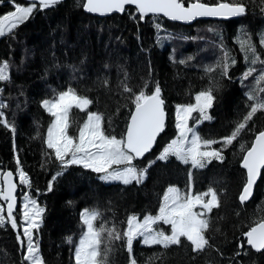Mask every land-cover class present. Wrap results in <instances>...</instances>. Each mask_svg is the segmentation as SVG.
Masks as SVG:
<instances>
[{
    "label": "trees",
    "instance_id": "16d2710c",
    "mask_svg": "<svg viewBox=\"0 0 264 264\" xmlns=\"http://www.w3.org/2000/svg\"><path fill=\"white\" fill-rule=\"evenodd\" d=\"M84 2L65 0L52 8L34 11L11 33L0 36V62H8L10 74L9 81H0V103L6 105L0 108V120H7L15 128L13 132L0 123V171L11 169L18 175L19 196L18 210L13 214L17 227L10 222L0 226V264H30L24 259L27 221L21 205L26 195L44 209L39 229L33 230L44 264H73L75 243L84 228L83 208H95L101 213L97 225L103 221L123 233L128 216L157 215L170 186H178L186 194L210 188L216 191L220 207L209 214L210 228L205 233L211 247L194 252L189 243L183 242L165 250L160 245H144L138 238L133 242L137 264H264V250L255 251L244 235L264 217V171L253 198L243 204L239 200L246 174L242 167L245 152L240 143L250 146L253 132L243 133L238 141L224 148L223 160L212 159L203 168L184 164L173 156L157 159L178 134L176 106L194 102L196 94L216 82L219 88L213 92L216 99L210 109L212 119L196 127L198 134L203 139L220 140L246 114V93L256 87L254 76L262 66L245 61L238 38H250L264 59V46L260 44L264 35V0H242L247 12L241 17L226 21L203 19L191 25L159 16L140 20L133 6L122 14L94 16L84 11ZM204 2L215 4L217 0ZM28 3L3 0L0 17L14 11L15 4ZM221 44L236 60L229 68L230 79L222 78L219 69L205 72L208 66L222 62ZM180 60L187 63L181 64ZM248 67H255L257 73L244 80ZM146 82L149 93L159 83L168 119L152 152L133 162L138 169H148L143 183L105 182L101 173L80 164L63 168L54 150L47 147L53 117L41 102L73 88L93 101L88 111L103 115L105 134L120 138L134 109L132 94L123 86L127 84L138 93ZM259 87L264 88V82ZM68 120L70 134L77 136L86 112L74 107ZM249 127H254L255 132L264 129V113L258 112ZM150 161L155 163L148 167ZM20 169L28 174L30 187L20 183ZM105 247L111 249L107 264H128L123 241L109 244L105 240L102 250ZM161 252L159 258L154 255Z\"/></svg>",
    "mask_w": 264,
    "mask_h": 264
},
{
    "label": "snow or ice",
    "instance_id": "6c2138e0",
    "mask_svg": "<svg viewBox=\"0 0 264 264\" xmlns=\"http://www.w3.org/2000/svg\"><path fill=\"white\" fill-rule=\"evenodd\" d=\"M3 0H0L2 3ZM61 0H29L27 6L15 4V10L0 17V36L11 33L19 24L28 20L34 11L49 9L59 4ZM39 5V7H38ZM134 5L139 14V19L143 20L149 14L153 16L163 15L173 21L190 22L198 17H218L231 18L245 15L247 5L236 0H217L215 4L204 2V0H85L83 7L90 13L101 15L111 13H124L126 6ZM7 22V23H5ZM159 29V25H156ZM241 51L244 59L250 65L259 63L262 67L258 75L255 67H248L243 74V79L247 80L254 76L256 87L246 93L249 101L248 111L236 122L233 130L220 140L203 139L196 131L195 125L206 120H211L209 109L212 108L216 97L214 90H218L219 83L216 82L209 88L199 92L195 96V103L176 106V128L178 135L175 139L164 147L157 157L159 160H167L170 156L184 164H191L196 168H203L212 159L223 160L224 148L231 146L234 141L245 132H253L254 139L250 146L240 143L241 151L245 152L242 157V167L246 170L245 183L239 196L241 204L248 201L253 192V187L257 179L264 170V129L255 132L254 127H249L253 118L258 112L264 113V88L259 87L264 82V59L257 52L256 45L250 38L239 39ZM260 44L264 46V35L260 38ZM222 62L218 61L214 66L205 68L206 73L215 72L219 69L222 78H229V68L236 63L228 50L224 49ZM251 57V58H249ZM189 60L191 57L188 58ZM179 63L185 64L186 60ZM9 64L7 61L0 62V81H9ZM107 84V81H104ZM148 83L138 92L124 84L123 90L132 94L134 112L130 117V123L126 132L117 138L115 135H107L103 129V115L97 112L87 111L93 103L87 97L79 96L76 90L68 88L66 91L58 93L53 99L43 100L42 106L54 117L48 129L46 140L47 147L54 150L55 159L60 161L63 168L70 165L80 164L84 168L91 169L97 173H104L101 179L105 181H120L125 185L134 181L137 184L143 183L147 176V167L137 168L133 163L136 159L149 152L157 136L164 130L166 113L164 109L165 101L162 98V90L158 82L155 83L152 91L146 92ZM3 89L0 88V93ZM259 92L260 94H255ZM6 105L0 103V108ZM75 107L86 112V120L79 128L78 137L68 135V116L71 109ZM196 113V116H193ZM3 113L0 112V117ZM193 121V126H189V121ZM6 127L15 132V128L9 125L7 120H0ZM213 144H221L220 148H212ZM17 163L19 159L17 158ZM155 163L150 161L148 167ZM116 166V167H114ZM60 173H57L59 175ZM20 183L31 186L28 174L19 170ZM13 172L8 171L3 180L7 183V189H0V196L7 204V216L5 209L0 205V226L10 222L13 228L17 227V221L13 216V207L16 204L14 195L16 185L13 183ZM55 179V177H53ZM51 190V184L49 185ZM205 197L210 199L205 200ZM31 205V207H30ZM25 211L23 217L28 226L24 229L27 236V248L25 260L30 264H44L39 245L34 243L33 230L40 227V217L44 209L40 208L37 202L29 199L23 205ZM199 207V211L195 209ZM220 202L216 191L210 188L207 192L196 195L182 194L179 189L170 187L163 196V202L157 215H146L141 219L135 214L127 217L126 228L123 233L115 226L107 227L106 222L97 225V220L101 213L96 210L84 209L81 212V223L84 232L74 250L75 264H107L109 247L103 250L101 245L105 240L110 244L113 240L123 241V246L128 253V264H137L133 255V242L138 238L147 246L160 245L163 249L172 246H181L187 242L192 246L194 252H202L206 247H211L209 239L205 233L210 228V216L213 208H219ZM170 225V232L163 228H154L153 225L159 223ZM247 237V244L256 251L264 250V217L254 222L249 230L244 233ZM182 238L184 240L182 241ZM23 243V242H21ZM69 243L71 238L69 237ZM243 247V244L241 245ZM157 258L163 253L154 254ZM151 259V258H150Z\"/></svg>",
    "mask_w": 264,
    "mask_h": 264
},
{
    "label": "water",
    "instance_id": "95a60500",
    "mask_svg": "<svg viewBox=\"0 0 264 264\" xmlns=\"http://www.w3.org/2000/svg\"><path fill=\"white\" fill-rule=\"evenodd\" d=\"M26 1L29 2V0H26ZM62 1H65V0H61V2H62ZM185 4H186V6H187L188 3H185ZM129 6H133V7H135L134 5H129ZM129 6H126V8L129 7ZM84 11H85L86 13H88V14H91V15H94V16H100V17H106V16H110V15H113V14H122V13H116V12H114V13H111V14L101 15V14H99V13H90V12L86 11L85 8H84ZM148 16H153V15H152V14H149ZM242 16H243V15H242ZM159 17H162V18H164V19H166V20H168V21L177 22V23H181V24H184V25H191V24L195 23L196 21L203 20V19H212V20H223V21H226V20L235 19V18H238V17H241V16H238V17H231V18H226V19H225V18H218V17H198L197 19H195V20H193V21H190V22H185V21H173V20H171V19H169V18H167V17H164L162 14L159 15ZM162 98H163V97H162ZM164 109H165V113H166L165 127H164V130H163V131L157 136V138H156V142H157L159 136L165 131V128H166V123H167V119H168V113H167V110H166V108H165V105H164ZM133 112H134V109L132 110L131 115L133 114ZM131 115H130V117H131ZM129 123H130V118H129V122H128V124H129ZM156 142L154 143L152 149H151L149 152L145 153L143 157L147 156L149 153L152 152V150L154 149V147H155V145H156ZM8 171L13 172V170H11V169H5V170H3L2 175H1V182H2V188H3V190H6V189H7V183H6V181L3 180V176H4ZM263 171H264V170H262V174H261V176L257 179V182H256V184H255L254 187H253L252 196H251V198H250L249 200H251V199L253 198V195H254V193H255V189H256L258 183L260 182V180H261V178H262ZM12 180H13V183L16 185V189H15V192H14V195H15V197H16V204H15L14 207H13V214H15V213L17 212V210H18V206H19V196H18V177H17L16 173H14V172H13V178H12ZM0 199L4 202V204H5V210H6V212H7V204H8V202L5 201V200L3 199L2 196H0ZM249 200H248V201H249ZM245 237H246V236H245ZM246 239H247V237H246ZM254 250H255V249H254ZM255 251H256V250H255ZM261 251H263V250H261Z\"/></svg>",
    "mask_w": 264,
    "mask_h": 264
},
{
    "label": "rangeland",
    "instance_id": "374dc122",
    "mask_svg": "<svg viewBox=\"0 0 264 264\" xmlns=\"http://www.w3.org/2000/svg\"><path fill=\"white\" fill-rule=\"evenodd\" d=\"M22 6H27L26 4H24V5H22ZM5 23H7V22H5ZM66 91V90H65ZM77 95H79V94H77ZM79 96H81V95H79ZM83 97H86V96H83ZM88 98V97H87ZM48 99H50V98H48ZM53 99V98H52ZM46 100V99H45ZM193 103H195V101L194 102H192V103H189V104H193ZM185 105H187V104H185ZM74 108V107H73ZM88 111V110H87ZM91 112H95V111H91ZM97 113H99V112H97ZM70 114V113H69ZM175 114H176V111H175ZM197 114L196 113H193V116H196ZM209 115L211 116V114H210V109H209ZM68 119H69V116H68ZM53 120H54V117H53ZM69 121V120H68ZM53 122V121H52ZM69 123V122H68ZM52 124V123H51ZM199 124H201V123H198V124H196L195 125V128L199 125ZM82 126V125H81ZM189 126H193V121L192 120H190L189 121ZM68 135H70V136H73V137H78V135H79V133H78V135L77 136H74V135H72V134H70V132H69V128H68ZM196 131H197V128H196ZM79 132V131H78ZM178 135V134H177ZM176 135V136H177ZM176 136H175V138H176ZM174 138V139H175ZM114 167H116V166H114ZM1 175H2V171H0V189H3L2 188V182H1ZM103 175H105L104 173H101V177L103 176ZM146 179V178H145ZM144 179V180H145ZM105 181V180H104ZM105 182H120V181H105ZM122 183V182H121ZM170 187H175V188H177V189H179L178 188V186H170ZM170 187H168L167 189H166V191H165V193L167 192V190L170 188ZM180 190V189H179ZM208 191V190H207ZM207 191H204V192H207ZM180 192L182 193V194H186V193H184V192H182L181 190H180ZM203 192V193H204ZM165 193H164V195H165ZM188 194H191V195H196V194H194V193H188ZM163 195V196H164ZM208 199H210V197H205V200H208ZM162 202H163V198H162V201H161V204H162ZM25 203H27V201L26 200H24L23 202H22V205H21V207H22V209L25 211V209H24V207H23V205L25 204ZM3 205V204H2ZM3 207L5 208V205H3ZM30 207H31V205H30ZM84 209H89V210H93V209H95V208H83L82 209V211L84 210ZM97 210V209H96ZM196 211H199L200 209H199V207H197L196 209H195ZM81 211V212H82ZM136 215V214H135ZM146 215H151V214H146ZM146 215H144V216H138V217H140L141 219H143V217H145ZM153 216H155V215H153ZM162 223V222H161ZM161 223H159V224H157V225H153V227L154 228H163L166 232H170V225H166V224H163V225H161ZM27 226H28V223H27ZM26 226V227H27ZM83 232H84V228H83V230L81 231V233L78 235V237H77V241H76V243H75V247L77 246V243L79 242V239H80V237H81V235L83 234ZM33 240H34V238H33ZM27 242H28V238H27V240H26V248H27ZM34 243H36L35 242V240H34ZM27 254V253H26ZM73 264H75V260H74V263Z\"/></svg>",
    "mask_w": 264,
    "mask_h": 264
},
{
    "label": "built area",
    "instance_id": "2783aa9c",
    "mask_svg": "<svg viewBox=\"0 0 264 264\" xmlns=\"http://www.w3.org/2000/svg\"><path fill=\"white\" fill-rule=\"evenodd\" d=\"M134 15H138V12H135ZM28 200H29V199H28ZM28 200H27V202H28Z\"/></svg>",
    "mask_w": 264,
    "mask_h": 264
},
{
    "label": "bare ground",
    "instance_id": "6f19581e",
    "mask_svg": "<svg viewBox=\"0 0 264 264\" xmlns=\"http://www.w3.org/2000/svg\"><path fill=\"white\" fill-rule=\"evenodd\" d=\"M20 186V185H19ZM1 200V199H0ZM20 208V207H19ZM78 244V243H77ZM75 260V259H74ZM74 263V262H73Z\"/></svg>",
    "mask_w": 264,
    "mask_h": 264
},
{
    "label": "crops",
    "instance_id": "0c3cea01",
    "mask_svg": "<svg viewBox=\"0 0 264 264\" xmlns=\"http://www.w3.org/2000/svg\"><path fill=\"white\" fill-rule=\"evenodd\" d=\"M161 225H163V224H161Z\"/></svg>",
    "mask_w": 264,
    "mask_h": 264
}]
</instances>
